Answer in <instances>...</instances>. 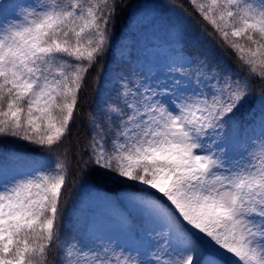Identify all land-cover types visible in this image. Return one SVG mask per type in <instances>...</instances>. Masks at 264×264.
<instances>
[{"label":"snow or ice","instance_id":"snow-or-ice-1","mask_svg":"<svg viewBox=\"0 0 264 264\" xmlns=\"http://www.w3.org/2000/svg\"><path fill=\"white\" fill-rule=\"evenodd\" d=\"M188 5L199 54L125 45L99 89L123 0H0V141L43 153H0V264H264V0ZM76 180L99 211L65 231Z\"/></svg>","mask_w":264,"mask_h":264},{"label":"trees","instance_id":"trees-1","mask_svg":"<svg viewBox=\"0 0 264 264\" xmlns=\"http://www.w3.org/2000/svg\"><path fill=\"white\" fill-rule=\"evenodd\" d=\"M9 3H23L24 0H8ZM124 7L119 9V14L116 19L115 31L112 37V45L121 39L126 38L129 41V45L135 44L137 52L142 54V51L145 47L150 45H157L159 47H163L168 44H180L183 47L185 53L189 55H197L198 46L196 45L193 37L199 35V29L193 27L189 29L183 35V38H177L175 35V19L176 14L185 16L191 21V17L188 16V13H191V8L188 5V0H175L176 4L183 5V9H187L185 12L181 8H174L171 5L170 0H154L152 2H148V0H123ZM143 20L139 25L134 28H127V24L125 21L130 18L134 13L141 12ZM152 11V12H151ZM194 25L195 22L191 21ZM216 58L220 60L222 63L230 66L235 69L233 61L230 57L224 55L220 52L219 49H216L215 52ZM113 59L110 55V50L104 61L102 62V67L104 69L103 73L99 74V89H103L101 86V82L105 80L107 75L113 71H119L122 67H126V65H122L121 62H116L112 67L107 68V64ZM97 73H93V77H96ZM261 91V87L258 83H254V90L249 101L244 105V107L240 110L238 116L240 121L243 123V119L240 117V114L247 115L250 113L254 102L257 101V97L259 96ZM97 86L95 83L90 80V87L88 89V97L87 104L84 105V111L87 112L90 110L91 106L95 103L97 98ZM83 124V121L81 122ZM86 130V126L81 127L79 129V135L83 138L84 132ZM74 130V134H75ZM19 153L31 159H41L43 153L30 145L24 144L22 142H17L13 140L0 141V153ZM82 188H85L86 192H89V187L81 181H74L69 188V199L65 206V224L68 225V228L65 231H70L72 223L75 222L76 217L79 215L81 211V204L83 200L86 198L88 193H82ZM123 186H106L101 190V195L107 194L109 196H114L117 193H122ZM77 211L76 217L73 216V211ZM85 211V209L83 210ZM90 212V211H85Z\"/></svg>","mask_w":264,"mask_h":264},{"label":"rangeland","instance_id":"rangeland-1","mask_svg":"<svg viewBox=\"0 0 264 264\" xmlns=\"http://www.w3.org/2000/svg\"><path fill=\"white\" fill-rule=\"evenodd\" d=\"M152 1H154V0H148V2H152ZM137 14H138V13H137ZM137 14H135L134 17H135ZM134 17H133V18H134ZM140 17H141V14L139 13V14L135 17V21H137ZM123 44H124V41H123L122 43H120V44L116 47V50L120 49V48L122 47ZM156 49H158V48H156V47H148V48L145 50V54H146L147 52L155 51ZM122 51H124V48H123ZM112 53H113V52H112ZM120 54H121L120 52H118L116 55L114 54L115 58H116V57H119ZM257 109H258V105H257V103L255 102L254 106H253L252 109H251L250 114H248V115H246V116L244 117V119L247 121V123H250V121H248V120H253L254 117H255L256 115L259 114L258 111H257ZM82 193H88V198H85V199L83 200V202H85V203H81L82 208H84V209H88V211L93 210V209H96V211L98 212V211H99L98 208H96V205L93 203L92 199L90 198L91 196L93 197L95 194L92 193V192H86L85 190H83ZM84 204H86V206H84Z\"/></svg>","mask_w":264,"mask_h":264}]
</instances>
